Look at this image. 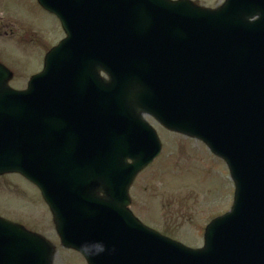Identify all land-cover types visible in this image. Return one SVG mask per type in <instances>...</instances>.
Masks as SVG:
<instances>
[{
	"label": "water",
	"instance_id": "water-1",
	"mask_svg": "<svg viewBox=\"0 0 264 264\" xmlns=\"http://www.w3.org/2000/svg\"><path fill=\"white\" fill-rule=\"evenodd\" d=\"M38 1L67 38L26 91L9 88L0 67V175L20 173L40 188L62 245L88 264H264V0L217 10ZM143 114L228 163L235 202L208 226L202 249L129 211L135 177L161 152ZM54 256L46 239L0 218V264H53Z\"/></svg>",
	"mask_w": 264,
	"mask_h": 264
},
{
	"label": "rangeland",
	"instance_id": "rangeland-1",
	"mask_svg": "<svg viewBox=\"0 0 264 264\" xmlns=\"http://www.w3.org/2000/svg\"><path fill=\"white\" fill-rule=\"evenodd\" d=\"M193 1L209 8L225 2ZM0 14L12 20L5 19L1 24L5 30L10 29L6 22H15L16 32L24 28L20 34L17 32L20 36L15 41L0 39V61L14 67L16 75L11 85L21 89L28 85L30 75L43 67L46 47L58 44L65 34L59 20L36 0H0ZM33 30L41 32L40 44L18 42ZM144 118L159 133L163 153L135 178L131 195L134 214L147 226L189 247L201 248L205 228L213 218L230 211L234 203L235 186L230 170L201 141L164 130L149 116ZM0 216L47 237L56 248L54 264H86L75 250L61 246L42 194L22 176L0 177Z\"/></svg>",
	"mask_w": 264,
	"mask_h": 264
},
{
	"label": "flooded vegetation",
	"instance_id": "flooded-vegetation-1",
	"mask_svg": "<svg viewBox=\"0 0 264 264\" xmlns=\"http://www.w3.org/2000/svg\"><path fill=\"white\" fill-rule=\"evenodd\" d=\"M5 19H7V20H11L10 18H7V17H5L4 15H0V38L1 37H5V38H11V39H14V38H17V37H19L20 35H18V33L20 34V30L18 29L17 30V32L13 29V26H14V24H16V23H14V22H6L9 26H10V29L9 30H5L4 28H2V26H1V24L3 23V22H5L4 20ZM12 21V20H11ZM14 27H16V26H14ZM2 28V29H1ZM38 36V35H37ZM40 43V38H39V36H38V38L37 39H35V40H33L32 41V43H34V44H36L37 45V43Z\"/></svg>",
	"mask_w": 264,
	"mask_h": 264
},
{
	"label": "bare ground",
	"instance_id": "bare-ground-1",
	"mask_svg": "<svg viewBox=\"0 0 264 264\" xmlns=\"http://www.w3.org/2000/svg\"><path fill=\"white\" fill-rule=\"evenodd\" d=\"M95 86V85H94ZM154 161L157 160L156 158L153 159Z\"/></svg>",
	"mask_w": 264,
	"mask_h": 264
}]
</instances>
